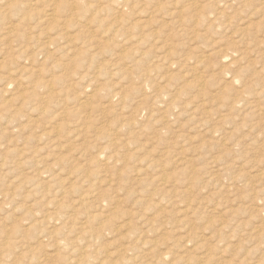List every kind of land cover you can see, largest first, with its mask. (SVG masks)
<instances>
[{"label":"rangeland","instance_id":"rangeland-1","mask_svg":"<svg viewBox=\"0 0 264 264\" xmlns=\"http://www.w3.org/2000/svg\"><path fill=\"white\" fill-rule=\"evenodd\" d=\"M176 1L129 9L137 29L87 11L75 20L108 25L0 29V264L51 263L42 221L76 185L107 201L90 212L115 225L96 244L109 258L132 261L138 241V264H264V0H191L205 15Z\"/></svg>","mask_w":264,"mask_h":264},{"label":"bare ground","instance_id":"bare-ground-1","mask_svg":"<svg viewBox=\"0 0 264 264\" xmlns=\"http://www.w3.org/2000/svg\"><path fill=\"white\" fill-rule=\"evenodd\" d=\"M48 1V4H49V9H48V12L45 14L44 18H39L40 16L39 15H35L33 13V8H29V7H26V5H29V6H32L34 4L37 3V0H0V29H6V28H9L10 31L9 32H14L16 28L20 29V28H26V27H30V28H38V27H43V26H48L49 28L51 29H68V28H71V27H78V28H89L90 26H103V25H108V24H105L104 22L100 21V20H96V21H89V20H83V19H80V18H77V21L75 20L76 17H79L81 15V13L79 12H83V11H87L88 13L90 14H98V12H107L108 14H111L114 16V24L117 25V26H122V27H129L130 29H137V28H140L142 26L141 21H139L138 19H130V20H127L126 19V16L127 14L129 13V9H131L132 7H135V6H138L141 4H143V7L144 9L147 11L150 7V4H151V1L152 0H47ZM231 1V0H230ZM235 1V0H234ZM242 1V0H241ZM194 2V1H193ZM224 2V1H223ZM232 2V1H231ZM230 2V3H231ZM247 2V0H246ZM213 3H217V0H213ZM212 3V4H213ZM220 3V2H219ZM222 3V2H221ZM242 3L245 4V0L242 1ZM174 4V3H173ZM176 4H181L183 10L186 12V15L189 14V10L191 11L192 10V7L193 10H195L196 12L199 11V12H202L203 10V13H199V15H205L206 14V11H204V5L202 6L203 8H199L197 7L196 5L193 6V3L191 0H177L176 1ZM240 4V3H239ZM243 4V5H244ZM264 4V2H263ZM211 5V4H210ZM215 5V4H213ZM238 5V4H237ZM236 7H239L237 6ZM60 10L61 7L65 8V9H71V6L74 7V12H73V15H71V13L66 16H62V15H59L58 14V10L56 9V7ZM209 6V5H208ZM217 6V4H216ZM216 6H214L216 8ZM224 6H225V3H224ZM226 6L230 7V4L226 3ZM235 6V5H234ZM241 6V5H240ZM252 6V5H251ZM212 7V5H211ZM244 7V6H243ZM247 7V5H246ZM258 7V6H257ZM176 8V7H175ZM174 8V9H175ZM178 8V6H177ZM176 8V10H177ZM191 8V9H190ZM206 8V7H205ZM213 8V7H212ZM214 8V9H215ZM221 8V7H220ZM231 8V7H230ZM161 9V8H158V10ZM226 9V8H225ZM224 9V10H225ZM228 9V8H227ZM251 9V7H250ZM175 10V12H176ZM182 10V11H183ZM208 11L210 10V13H211V10L212 9H207ZM223 10V9H222ZM258 10V9H257ZM261 10V8H260ZM7 11H10L12 12L13 11V14L12 15H7ZM162 11V10H160ZM173 11V10H172ZM172 11H167L168 13L171 12V14H174L172 13ZM179 11V10H178ZM193 11V12H195ZM214 11V10H213ZM212 11V12H213ZM227 11V10H225ZM62 12V11H61ZM153 11H149V16L150 14H152ZM195 12V13H196ZM219 11H217L218 13ZM184 13V12H182ZM181 13V14H182ZM216 13V12H214ZM260 13V11H259ZM263 13V12H262ZM177 14V12H176ZM175 14V15H176ZM180 14V12L178 13ZM192 14V12L190 13ZM212 14V13H211ZM221 14V12H220ZM223 14V13H222ZM170 15V14H168ZM185 15V13H184ZM208 15L210 16V14L208 13ZM207 15V16H208ZM217 15V14H216ZM14 16H17V18H14ZM147 16V17H149ZM152 16V15H151ZM171 17H173V15H170ZM193 16V15H192ZM219 16V15H217ZM222 16V15H220ZM200 17V16H199ZM167 18V16H166ZM175 18H178V16L176 15ZM187 18V17H185ZM197 18V17H196ZM195 16H194V20H196ZM202 16L200 17V20H201ZM206 18L203 16V19ZM43 19V21H41ZM148 19V18H146ZM144 19V20H146ZM151 19V18H150ZM179 19V18H178ZM182 19V17H181ZM199 19V18H198ZM143 20V21H144ZM177 20V19H176ZM167 21V20H166ZM212 21V20H211ZM45 22H48V23H45ZM147 22V20H146ZM172 22H175V19L173 21V18H172V21L170 19V23ZM182 22V21H181ZM193 22H196V21H193ZM209 22V21H208ZM145 23V21H144ZM143 23V24H144ZM176 23V22H175ZM180 23V22H178ZM184 23V22H183ZM181 23V24H183ZM204 23V22H203ZM210 23V22H209ZM212 23V22H211ZM196 24V23H195ZM198 26H199V23L197 22ZM213 24V23H212ZM211 24V26H212ZM210 25V24H209ZM144 26V25H143ZM174 26V24H173ZM179 26V25H177ZM176 26V27H177ZM204 26V25H203ZM208 26V25H207ZM175 27V26H174ZM175 27V28H176ZM181 27V26H180ZM205 27V26H204ZM214 27V25H213ZM206 28H209V27H206ZM142 29V28H141ZM181 29V28H180ZM140 30V29H139ZM182 31V30H181ZM11 34V33H10ZM9 34V35H10ZM201 34V33H200ZM8 35V36H9ZM197 35V34H196ZM199 36V34H198ZM203 37V35H201ZM205 36V35H204ZM204 38V37H203ZM5 38L4 37H0V41H3ZM241 39V38H240ZM139 42V40H138ZM141 43V42H140ZM167 51V50H165ZM224 51V50H223ZM230 51V50H229ZM169 51H167L165 54L163 55H160V60H169L171 61L172 59L170 58L171 57V53H168ZM163 53V52H162ZM173 53V52H172ZM222 53V52H221ZM176 54V53H175ZM174 54V55H175ZM223 54V53H222ZM231 54V53H229ZM173 56V55H172ZM176 56V55H175ZM175 56H173L175 58ZM228 56V54H223L222 57H226ZM159 60V61H160ZM201 59H199L200 61ZM160 61V62H161ZM197 61V60H196ZM198 61V62H199ZM171 63V62H170ZM167 69V68H166ZM161 72V71H160ZM159 72V73H160ZM145 73V72H144ZM142 73V74H144ZM147 73H150L147 72ZM146 75V74H145ZM149 75V74H148ZM151 75V74H150ZM149 75V77H151ZM156 76V75H155ZM61 77V76H60ZM63 78V77H62ZM155 78V77H154ZM62 80V79H61ZM121 99V98H120ZM7 118V114H4L0 111V119H6ZM7 120V119H6ZM30 140V139H29ZM115 140V139H114ZM1 147V146H0ZM17 148V147H16ZM32 148V147H30ZM43 148V147H41ZM120 148V146H119ZM118 148V149H119ZM18 149V148H17ZM17 149H12L10 152L17 155L18 154V151ZM32 150V149H31ZM21 151V150H20ZM180 152V151H179ZM27 153V152H26ZM171 153V152H170ZM113 154V153H112ZM20 155L21 152H20ZM111 155V154H110ZM121 156V155H120ZM120 158V157H119ZM111 159V158H109ZM117 159V158H116ZM108 160V159H107ZM117 162V161H116ZM67 164V163H66ZM101 163L97 162L94 166V169H93V172H97V174H99V170L101 169L100 166H102V164L100 165ZM111 166V165H110ZM76 168V166H74ZM79 167V166H78ZM77 167V168H78ZM70 170V169H69ZM80 169H76V171H79ZM71 173V171H70ZM260 174V173H259ZM69 175V174H68ZM258 176V174H257ZM67 177V176H66ZM98 176L94 177L97 179ZM260 177V176H259ZM93 178V179H94ZM69 179V178H68ZM167 179V178H166ZM165 178H162V180L164 181L163 184L166 183V180ZM94 180H91L90 182H92ZM96 181V180H95ZM160 182V180H159ZM93 184V182H92ZM128 185V184H127ZM37 187V186H36ZM49 187V186H47ZM63 187V185L61 186ZM13 189V188H12ZM35 189V187L33 188ZM62 188H60L59 190H61ZM64 189V188H63ZM62 189V190H63ZM74 191L79 194L77 197H75V199L72 201L69 202V204H66L65 202L62 203V200H60L62 197H60V199H56L52 202V204H54L55 206L57 205L58 206V209L60 208V210L57 209L56 212H52V213H47L46 216H49L50 219H47V221H42L43 222V225H44V222H45V225L46 226L45 228L48 229V230H44L43 232L47 231L45 235V237L49 238L50 240H52L54 242V245L56 246V249L53 250V252H51L50 254H48L51 258V262L50 264H138L137 263V260H139L140 258V254H139V251H137L136 249H138V241H134L133 242V247L131 248H128L126 247L127 249L125 251H129V250H134L136 252H134V258L132 261H129L126 257H124L123 255L119 256V257H115V258H118L119 260H116V259H112V258H109L111 257V255H109L108 253V250L104 249V247H102V245L97 247L96 244H98L97 242H100V239L103 237V233L105 230V224H107V226L109 225L110 227H115L114 223L112 221H107L103 219V214H98L96 213L97 210H96V214L95 215H92L91 214V208H97L98 206L101 208V207H104L102 206L101 204V201L98 202L99 200L97 198V201L96 200H93L92 198L95 196L94 193L95 191L93 190V188H88L86 190H81V187H77L74 186ZM32 190V189H31ZM61 190V191H62ZM36 191V189H35ZM38 191V190H37ZM65 191V190H63ZM146 191V190H145ZM20 192V191H19ZM66 192V191H65ZM69 192V191H67ZM66 192V193H67ZM9 193V192H7ZM17 193V192H16ZM71 194V191L69 192ZM5 194V193H4ZM36 194V193H35ZM97 194V193H96ZM148 194V193H147ZM151 194V193H150ZM7 195V194H6ZM9 195V194H8ZM7 195V196H8ZM31 195V194H30ZM44 195V194H43ZM63 195V194H62ZM5 196V195H4ZM12 196V193L11 195ZM17 196V195H16ZM45 196V195H44ZM65 196H68V195H65ZM65 196L64 199H65ZM142 196H145L144 194ZM148 196V195H147ZM151 196V195H150ZM146 197V196H145ZM7 198V197H6ZM12 198V197H11ZM32 198V197H30ZM41 198V197H40ZM45 198V197H44ZM56 198V197H55ZM137 198V197H136ZM8 199V198H7ZM43 199V198H42ZM46 199V198H45ZM63 199V198H62ZM103 199V198H102ZM145 199V198H144ZM93 200V201H91ZM105 199H103L104 201ZM134 200V199H133ZM102 201V202H103ZM106 201V200H105ZM107 202V201H106ZM151 202V201H150ZM156 202V201H155ZM12 203V202H11ZM14 203V202H13ZM99 204V205H98ZM134 204V203H133ZM140 204V203H139ZM151 204V203H150ZM8 205V204H7ZM12 205V204H11ZM33 205V204H32ZM35 205V204H34ZM53 205V207H54ZM37 206V205H36ZM56 206V207H57ZM158 206V205H157ZM39 207V206H38ZM115 207V206H114ZM34 208V207H33ZM99 208V209H100ZM106 208H108L106 206ZM65 209V210H64ZM102 209V208H101ZM104 209V208H103ZM123 210V209H122ZM105 211V209H104ZM125 212V211H124ZM46 214V213H45ZM108 214V213H106ZM137 214V212H136ZM79 215H81L82 219H85V220H82V227H79L76 229V224L73 222V218H77ZM107 216V215H106ZM30 218L32 216H29ZM35 216H33L32 219H34ZM44 217V216H43ZM41 218V219H44V218ZM109 217H110V214H109ZM159 217V216H158ZM48 218V217H46ZM45 218V219H46ZM44 219V220H45ZM173 219V218H172ZM39 219H34V221H37ZM140 220V219H139ZM33 221V220H31ZM61 222V224H63L62 226L63 227H56L57 226V222ZM39 222V221H38ZM142 223V222H141ZM37 223H35L36 225ZM68 224V228L66 227V225ZM168 224V223H167ZM34 225V226H35ZM43 225H41L40 227H42ZM33 226V228H34ZM43 226V227H44ZM65 226V227H64ZM161 226V225H160ZM48 227V228H47ZM109 227V228H110ZM132 228V227H131ZM162 228V227H161ZM32 230V228H30ZM42 229V228H41ZM41 229H38V230H41ZM111 230V228H110ZM20 231H23L22 229L20 228H17L16 229V233L20 232ZM27 231V230H26ZM37 231V230H36ZM35 231V232H36ZM72 231H74L75 235L77 236V240L78 241H82V244L81 246L78 245H73L74 244V240L71 241L72 238L69 237V234L68 233H71ZM33 232V231H32ZM33 233V234H36V233ZM39 232H42V231H39ZM108 232V231H107ZM27 233V232H26ZM30 233V232H29ZM73 233V232H72ZM111 233V232H110ZM31 234V233H30ZM26 235V234H25ZM32 235V234H31ZM40 235V234H39ZM115 235V234H114ZM28 236V235H27ZM30 236V235H29ZM33 237V236H32ZM30 238V237H29ZM219 239V238H218ZM136 240V239H135ZM19 241V240H18ZM85 241V242H84ZM16 242V241H15ZM143 242V241H142ZM18 243V242H17ZM85 243V244H83ZM148 244V243H146ZM145 244V246H146ZM157 244V243H156ZM17 244H14L11 245V249H16ZM71 245L74 246L76 248L75 251H77L76 253V256L73 257L71 256V250H67L66 247L68 246V249L71 248ZM177 245V244H176ZM105 246V245H104ZM143 246V245H142ZM63 247V249H61ZM144 247V246H143ZM119 249V248H118ZM9 251V250H8ZM121 252H124V251H121ZM132 252V251H131ZM132 252V253H133ZM129 254V253H128ZM8 255H10L9 252L5 253L3 255V257H9ZM165 256V255H164ZM167 256V255H166ZM47 259V258H46ZM180 259V258H179ZM48 260V259H47ZM121 260V262H120ZM184 261H187V262H184ZM184 261H180L181 264H199V262L197 261V259H194V258H188L187 260H184ZM197 261V262H196ZM41 264H48V263H41ZM156 264H169L167 261H165L163 258L162 259H159L158 262Z\"/></svg>","mask_w":264,"mask_h":264}]
</instances>
